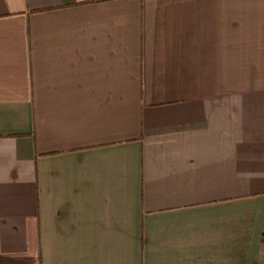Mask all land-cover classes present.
Returning <instances> with one entry per match:
<instances>
[{
    "label": "crops",
    "instance_id": "obj_1",
    "mask_svg": "<svg viewBox=\"0 0 264 264\" xmlns=\"http://www.w3.org/2000/svg\"><path fill=\"white\" fill-rule=\"evenodd\" d=\"M0 264H264V0H0Z\"/></svg>",
    "mask_w": 264,
    "mask_h": 264
},
{
    "label": "trees",
    "instance_id": "obj_2",
    "mask_svg": "<svg viewBox=\"0 0 264 264\" xmlns=\"http://www.w3.org/2000/svg\"><path fill=\"white\" fill-rule=\"evenodd\" d=\"M38 10H40V9H38Z\"/></svg>",
    "mask_w": 264,
    "mask_h": 264
}]
</instances>
